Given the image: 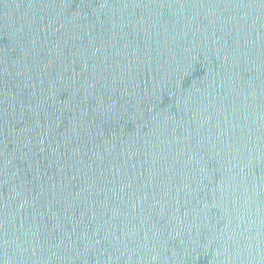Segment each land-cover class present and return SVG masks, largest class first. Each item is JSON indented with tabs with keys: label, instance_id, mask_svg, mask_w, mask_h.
Returning a JSON list of instances; mask_svg holds the SVG:
<instances>
[{
	"label": "water",
	"instance_id": "1",
	"mask_svg": "<svg viewBox=\"0 0 264 264\" xmlns=\"http://www.w3.org/2000/svg\"><path fill=\"white\" fill-rule=\"evenodd\" d=\"M0 264H264V0H0Z\"/></svg>",
	"mask_w": 264,
	"mask_h": 264
}]
</instances>
